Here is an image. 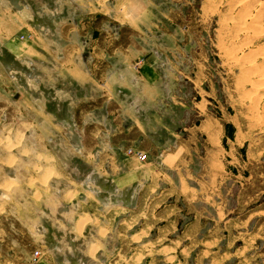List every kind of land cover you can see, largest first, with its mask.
I'll list each match as a JSON object with an SVG mask.
<instances>
[{"label": "rangeland", "instance_id": "1", "mask_svg": "<svg viewBox=\"0 0 264 264\" xmlns=\"http://www.w3.org/2000/svg\"><path fill=\"white\" fill-rule=\"evenodd\" d=\"M142 3L138 26L124 10L110 30L114 48L138 54L136 66L153 57L159 75V95L141 113L152 142L138 143L153 149H125L150 164L128 190L106 175L86 180L95 125L25 121L19 79L0 77V264H28L37 249L39 264H264V63L249 53L252 43L264 50V0ZM57 16L74 14L39 12L33 22ZM130 121L114 139L141 137ZM116 122L97 125L110 133ZM72 199L75 209L63 203Z\"/></svg>", "mask_w": 264, "mask_h": 264}, {"label": "crops", "instance_id": "2", "mask_svg": "<svg viewBox=\"0 0 264 264\" xmlns=\"http://www.w3.org/2000/svg\"><path fill=\"white\" fill-rule=\"evenodd\" d=\"M53 1L55 6L43 2L34 5L33 0H0V77L9 84H16L19 79V91L24 94L25 121H85L95 125L96 130L89 132L94 143L84 148L86 162L92 166L86 180L92 174L106 175L116 191L128 190L144 179L143 167L150 164L126 156L125 149L134 146L145 153L153 149L152 145L144 148L138 143L146 139L152 142L146 122L141 121V113L153 106L159 95V75L153 57H147L136 66L138 54L130 53L122 47L123 43L114 48L110 30L113 17L119 16L123 24L124 10L125 22L138 26L145 12L143 0ZM39 12L51 15L72 12L74 17L68 20L57 16L54 25H37L33 14ZM249 13L254 15L251 9ZM96 14L101 16L98 22ZM255 24L256 27L261 25ZM254 31L250 30V36L263 32ZM259 48L262 47L257 48L252 43L249 53L254 52V61L257 58L264 63V50L259 51ZM107 121H118L110 133L106 127L102 129L97 125H106ZM123 121H130L141 137L114 139L125 131ZM167 155L168 152L161 154L163 161L170 158ZM54 173L64 177L67 174L57 165H54ZM88 191L96 192L90 187ZM96 194L101 204H115L116 199L104 202V198ZM72 202L69 205L68 200H63L65 205L75 209L77 204ZM64 211L67 214L69 209Z\"/></svg>", "mask_w": 264, "mask_h": 264}, {"label": "built area", "instance_id": "3", "mask_svg": "<svg viewBox=\"0 0 264 264\" xmlns=\"http://www.w3.org/2000/svg\"><path fill=\"white\" fill-rule=\"evenodd\" d=\"M128 153H133L132 150H128ZM138 157H142V153L140 151H135L134 152ZM41 251L40 250H35L33 252H31L29 260H28V264H39L40 260H41Z\"/></svg>", "mask_w": 264, "mask_h": 264}, {"label": "bare ground", "instance_id": "4", "mask_svg": "<svg viewBox=\"0 0 264 264\" xmlns=\"http://www.w3.org/2000/svg\"><path fill=\"white\" fill-rule=\"evenodd\" d=\"M256 31V30H255ZM249 37V36H248ZM260 89H264V82L261 84V86H260ZM45 184V183H44ZM87 220V219H86ZM81 224H82V222L81 223H79V227L81 226ZM80 230V229H79ZM93 245V244H92Z\"/></svg>", "mask_w": 264, "mask_h": 264}]
</instances>
